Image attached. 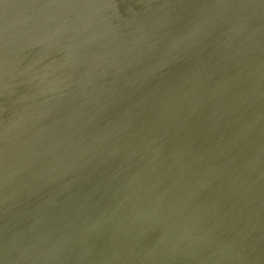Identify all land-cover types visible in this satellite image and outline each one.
Returning a JSON list of instances; mask_svg holds the SVG:
<instances>
[{"label": "water", "instance_id": "1", "mask_svg": "<svg viewBox=\"0 0 264 264\" xmlns=\"http://www.w3.org/2000/svg\"><path fill=\"white\" fill-rule=\"evenodd\" d=\"M0 264H264V0H0Z\"/></svg>", "mask_w": 264, "mask_h": 264}, {"label": "bare ground", "instance_id": "2", "mask_svg": "<svg viewBox=\"0 0 264 264\" xmlns=\"http://www.w3.org/2000/svg\"><path fill=\"white\" fill-rule=\"evenodd\" d=\"M5 226H6L5 223L0 221V233L4 232Z\"/></svg>", "mask_w": 264, "mask_h": 264}]
</instances>
